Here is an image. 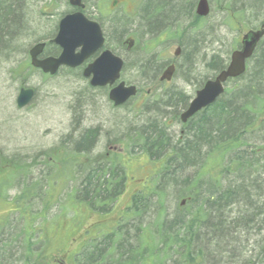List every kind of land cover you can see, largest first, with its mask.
<instances>
[{
  "label": "rangeland",
  "instance_id": "374dc122",
  "mask_svg": "<svg viewBox=\"0 0 264 264\" xmlns=\"http://www.w3.org/2000/svg\"><path fill=\"white\" fill-rule=\"evenodd\" d=\"M21 1V8L18 11L23 12L21 27L25 32L14 45L12 44L16 53H8L5 58L0 57V187H2L0 264H46L49 260L47 257H52L50 264H67L68 261L63 256L66 255L67 249L71 257L86 251L94 253L96 246L101 250L107 248V251L109 248L104 245L101 236H95L94 240L91 236H85L88 241L84 244H79L78 240L85 232V228L98 225L101 221L111 228L110 232L115 233L116 229L120 231L119 242L121 246H127L124 250L112 249V254L107 256L102 264H126L130 252L136 251L140 243L139 240L143 236L141 229L155 232L152 227L158 219L164 221L163 226L166 229L177 218V212L191 214L196 204L193 201L187 203L179 198L181 190L184 189L183 185L180 183L175 185L173 180L167 183L156 179L154 184L163 195L161 205L157 204V196L151 195L143 203L144 206H141L137 217L115 221V216L125 215L131 195H135L139 189L144 191L151 171V167L149 168L143 161L138 163L132 161L129 164L127 162L124 166L128 164V174L116 206L103 217L101 215L94 217L90 212L85 213L82 218L84 225L78 229L67 221L72 215V210L69 209L67 212L64 209L69 197L79 188L89 162L97 161L100 165L104 160L111 161L113 154L121 153L126 157L128 151L137 152V148L130 144L128 137H132L136 132L138 134L143 130H152L153 127L150 124L146 125V122L157 119L158 114L157 120L167 127L164 136L169 140V144L176 145L178 140L181 141L180 136L186 133L187 126H183L179 120L177 122L172 111L174 110L175 114L179 113L178 116L185 111L201 85L219 73L211 67L213 59L223 67L227 66L230 54L244 30L253 27L249 24L257 26V22L254 15L250 17V13L238 12L237 18L241 22V27H232L229 15L231 12L220 9L222 7L219 8L220 3L213 0L207 21L198 20L195 30L187 28L193 25L195 19L188 23L187 19L183 18L182 22L176 24L182 32L181 37L177 35V29L169 30L168 27L152 37L148 23L165 18V14L160 19L156 15L149 16L148 12H120L121 8L116 12H110L109 5L113 0H86L88 7L86 15L103 26L108 49L124 63L120 80L126 85L139 88V94L134 99L124 106L115 108L108 100L109 88L90 87L89 80L80 76L79 69L66 71L63 68L56 76L49 77L30 67L29 50L38 43L54 38L59 19L69 8L55 0ZM142 5L140 3V9ZM171 17L175 15L168 16ZM122 29L124 32L122 36H115V33L121 32ZM166 35L169 38L160 42ZM150 39L154 42L152 40L150 42ZM129 40L133 41V48L127 51L123 43ZM176 45L180 46L181 54L175 59L177 70L173 79L169 83L152 84L154 73L142 71V66L148 60L164 64L173 58ZM137 60L142 64L137 63ZM250 61L248 70L251 67ZM240 78L227 81L224 86L226 97L232 94ZM22 88L32 89L34 97L29 105L18 109L15 101ZM170 94L173 95L171 100L168 99ZM174 96L178 98L180 96V101L172 100ZM161 105L163 108L159 109ZM168 107L175 109L170 110ZM91 129H98V136L91 152L79 156L82 163L81 173L75 175L73 179L68 174L63 182L55 179L54 198L44 199L42 194L45 190L48 191L47 178L51 175L54 177L55 174L50 164L51 158L57 154L72 156L64 142L73 141L79 131ZM156 132L147 133L154 136ZM257 140L258 146H264V137L259 135ZM249 145H253V140ZM192 174L193 172L189 170L185 175ZM203 182L204 186L199 194L204 198L209 197L207 204L209 217L206 220L208 219L210 226L212 219L223 220V229L220 239H216L211 230H207L208 227L203 224L191 246L193 250L202 249L203 253L196 256L191 250V257L197 262L200 261L199 264H264V167L256 183L251 185L252 202L249 200L227 202L224 206L220 205V208H223L220 213L213 209L216 198L231 185L232 179L227 178L215 185L207 179ZM21 194L27 197L25 201H18L16 210L15 199ZM254 195L257 197L254 198ZM55 197L59 198L55 201ZM64 200L66 202H63ZM256 208L260 212L258 215L254 211ZM19 210L26 214L24 218L17 212ZM246 214L251 216L250 223L245 225V220L235 223L238 219L246 218ZM55 219L58 220L57 225L53 224ZM31 222L32 232L27 225ZM178 228L181 226L176 222L175 230ZM183 234L181 232L179 236ZM124 239L129 244H126ZM55 240L57 242L60 240V244L55 243ZM184 246L186 247L185 244ZM57 247L64 250L58 249L55 253L54 249ZM172 250L174 252H160L159 258L164 259L165 264H176L177 259L183 262L182 257L186 254L184 248ZM39 252L41 254L38 257ZM180 253L182 257L179 256ZM75 262L78 263V256H75ZM87 263L89 261L84 264Z\"/></svg>",
  "mask_w": 264,
  "mask_h": 264
},
{
  "label": "trees",
  "instance_id": "16d2710c",
  "mask_svg": "<svg viewBox=\"0 0 264 264\" xmlns=\"http://www.w3.org/2000/svg\"><path fill=\"white\" fill-rule=\"evenodd\" d=\"M21 3V0H0V57L16 53L12 44L14 45L19 36L25 32L23 27H21L23 12L18 11L21 8ZM121 32L115 33V36H122L124 33L123 29ZM184 57L189 59L187 55H184ZM136 62L142 64L138 60ZM250 65V70H246L245 75L239 79L238 85L230 96L226 97V92H224L223 96L214 105L196 115L186 124L187 131L184 133L185 135L183 134L184 136H180L181 141L178 140V143H175L176 145L173 143H171L173 146L169 144V140L165 137V128L167 127L162 123L160 124L157 120L159 119V114L154 113L158 114L156 116L157 119L146 122V125L150 124L153 127L152 130L149 129L151 132L155 133L158 130L154 136L147 133L150 131L143 130L142 133L137 134L136 132L132 137H128L130 144L137 148V152H134V150L128 151V154H125L126 157L121 153L113 154L111 161L104 160L103 164L101 163L100 165L97 164V161L89 162L83 181L79 188L71 194L67 206L64 208L67 212L69 209L72 210L71 218L67 221L78 229L81 228L82 224L84 225L82 218L87 212H90L94 217L108 215V212L118 203L119 197L124 190V181L128 174L127 166L129 162L135 161L138 163L143 161L149 168L151 167L146 188L144 187V191L139 189L135 195H131L130 205L126 209L125 215L115 216V221L118 220L119 222L122 218L137 217L140 214L141 206L151 195H156L157 204L161 205L163 195L162 191L157 190L156 184H154L156 179H158L156 181L162 180L165 182L173 180L175 185L177 183L182 184L184 189L181 190L179 198L184 199L187 203L193 201L196 205L189 215L177 212V218L173 220L169 228L164 229V221L158 219L152 227L155 232L141 229L143 236L139 240L140 243L136 251L130 252L129 261L126 264H165V260L159 258V253L162 251L174 252L172 248H184L183 251L186 253L183 257L181 255L183 251L180 253L183 262L177 259L176 264H199L200 261L197 262L190 254L191 250L196 256H201L203 253L202 249V252L191 249L196 239L194 237L200 231L199 228L205 224L208 227L207 230H211L216 239H220V233L223 229V220L215 221L212 219L211 226L208 219L206 220L209 217L207 214L209 197L204 198L199 194V191L204 186L203 181L207 179L215 185L227 178L232 179L231 185L216 198L213 209H215L216 213H220L223 209L220 208V205L224 206L227 202L238 203L249 200L251 203L253 198L250 193L251 185L256 183L258 175L263 172L264 146L257 145V137L259 135L264 137L263 43L258 47ZM155 66L151 60H148L142 66V71L146 70L148 73L152 71L153 73ZM211 67L218 70L217 72L225 68L221 63L218 64L216 59H213ZM172 97V94L168 95L169 100ZM174 99L180 101V96L179 98L174 96L172 100ZM180 104L183 105L181 102ZM158 106L156 105V107ZM162 108L161 105L159 109ZM168 108L170 110L175 109ZM172 112L178 122L179 113L175 114L174 110ZM97 136L98 129L82 130L78 132L77 138L74 140L72 138L73 141L64 142L70 149L72 156L57 154L51 158L50 164L55 174L54 177L53 175L50 177L48 175L49 178H47L46 182L48 191L45 190L42 194L44 199L54 198L55 179H60L63 182L66 175L69 174L68 176L73 179L75 175L81 173L82 163L79 156L85 152H91ZM251 140H253L252 146L249 145ZM202 150L205 152L203 153ZM127 162L128 164L125 167L124 165ZM137 166L139 167L138 164ZM136 170L138 169L136 168ZM189 170L193 174L186 176L185 174ZM175 173L176 175H174ZM195 192L198 193L194 195ZM26 197L21 194L20 197L15 199L16 210H18V201H25ZM59 197H55L54 200L56 201ZM255 197L257 195H254ZM63 202H66V200ZM257 210L258 208L254 211L259 214L260 212ZM19 211L17 212L20 214L21 210ZM25 216L26 214H22L23 218ZM215 218L218 219V217ZM241 220H245V225L252 221L251 216L247 215L246 218L238 219L235 223L238 224ZM176 222L179 223L181 228L175 230ZM57 223L58 220L55 219L53 224L57 225ZM27 225L32 232L33 223H27ZM110 229L102 221L98 225L91 226L88 229L85 228V232L78 238L80 240L79 244H84L88 241L85 236H91L92 239L95 236H101L103 243H105L104 245L109 249L106 251L107 248H102L101 250L96 246L94 253L86 251V253L74 254L72 257L68 253L69 249H67L65 250L66 255H63L68 261L67 264H84L86 261H89L87 264H102L104 259L112 254V249L124 250L126 245L121 246L118 239L121 232L116 229V232L113 233L110 232ZM181 232L184 234L179 236ZM156 235L158 236L156 237ZM125 241L126 244H129L127 240ZM55 243L60 244V240L58 242L55 240ZM139 246L140 250H138ZM58 249L64 250L57 247L54 249L55 253H57ZM204 249L206 248L204 247ZM206 253H208L207 250ZM40 254L39 252L38 257ZM75 256H78V263L75 262ZM47 259L49 260H47L46 264H50L52 257H47Z\"/></svg>",
  "mask_w": 264,
  "mask_h": 264
},
{
  "label": "water",
  "instance_id": "95a60500",
  "mask_svg": "<svg viewBox=\"0 0 264 264\" xmlns=\"http://www.w3.org/2000/svg\"><path fill=\"white\" fill-rule=\"evenodd\" d=\"M65 1H68L71 6L81 8V0ZM208 13L206 0H200L196 15L205 17ZM261 35L262 32H255L247 34L243 38L241 50L232 53L227 68L221 71L214 80L206 82L196 92L187 109L179 117L182 124L187 123L195 115L213 105L223 95L224 84L228 80L236 79L244 74L245 62L252 56L253 49ZM52 43L62 51L58 58L38 60L37 58L44 48L43 44H37L29 51L31 66L51 76L56 74L61 66L69 68L80 66L94 52L103 47L104 40L96 23L87 21L82 14L76 13L66 16L60 21L58 32ZM76 49H80L78 53H75ZM177 54L178 51L175 55ZM121 68L122 61L109 51H105L86 68L83 77L91 76L90 86L93 88L112 86L119 79ZM172 71V67L168 68L161 79L169 81L173 74ZM135 95L134 87H125L123 83H120L109 92L108 98L115 107H118ZM32 98L33 91L31 89H21L16 98V107L18 109L25 108L30 104Z\"/></svg>",
  "mask_w": 264,
  "mask_h": 264
},
{
  "label": "flooded vegetation",
  "instance_id": "af4514ba",
  "mask_svg": "<svg viewBox=\"0 0 264 264\" xmlns=\"http://www.w3.org/2000/svg\"><path fill=\"white\" fill-rule=\"evenodd\" d=\"M58 2H62L64 3L69 9L66 11L65 14L62 15V17L59 19V22L62 18L69 16V15H73L76 13H80L82 14L84 17H86L88 20L90 21H94L96 22L99 26V22L95 19L89 18L86 14H87V3L86 0H81L80 4H81V8L78 7H74L71 6L68 1L65 0H55ZM212 1L213 0H206L207 2V6L209 9V14L211 11L212 7ZM220 3L219 8L222 10H226V12H231L229 13L230 15V23L231 26L234 27H241V22L238 20L237 15L238 12H247L250 13V17L254 15L255 17V22H257V26L256 25H251L253 26L252 28H249L248 30H244L245 32L240 36L237 45L234 48V51L240 50L241 46H242V41L243 38L247 35L250 34L251 31L252 32H262L261 38L259 39V41L256 43L254 49H253V55L252 58L254 57L258 47L263 43L264 41V0H214ZM200 0H113V2H111V4L109 5L110 8V12H116L119 10V8H121L120 12H148V15H153V17L158 16L160 17V19L162 18V16H164V14L166 15L165 18L156 21L153 20V22H149V26L151 27L149 30V33L152 37H155V35H157L158 33H162L161 30H164L165 28H170L171 29H177L178 31L176 32L177 35H179L181 37L182 32L180 29L177 28V22H182L183 18L187 19V22H191L193 21V19H195V22H193L192 26H188L187 28L190 30H195L196 24L198 22V20L200 21H207L209 15L205 16V17H199L198 15H196L197 12V7L199 4ZM140 3H142V8H139ZM167 8H170L167 10ZM164 12V13H162ZM167 12V13H165ZM247 13H242L244 15H247ZM127 14V13H126ZM130 13H128L129 15ZM170 15H175V17H171L168 18V16ZM128 21V20H127ZM164 21V22H163ZM59 22L56 26V34L58 31V27H59ZM176 25V27H174ZM101 31L103 33V37L105 39L106 42V37L104 35L103 32V26L101 27ZM181 32V33H180ZM55 34V36H56ZM54 36V37H55ZM169 38L168 35H166V37L160 39V42L164 41L165 39ZM52 40V39H51ZM51 40H48L47 42H41L44 45V48L41 52V55H39L38 60H44L46 58H57L59 57V55L61 54V49L56 46L55 44H53L51 42ZM154 42L153 39H150V42ZM183 40V38H182ZM181 40V41H182ZM181 44V43H179ZM123 45L125 46L126 50L130 51L133 48V41L129 40L127 42H124ZM177 46V45H176ZM53 49V50H52ZM105 49V48H104ZM104 49H100L96 52H94L90 57H88V59H86L80 66L75 67V68H69V67H60L58 69V71L56 72V74H54V76L57 75V73L65 68L66 71H72V70H77L79 69L81 71L80 76L82 78H84V71L86 70V68L94 61L96 60L100 54L103 52ZM80 49H76L75 53H78ZM176 51H178V54L175 55ZM233 51V52H234ZM181 54V48L178 45L177 48H175L174 52H173V58L169 59L167 62L160 63L158 64V62H155L154 60H151V62L156 65L155 69H154V75H152V79H151V83L154 84L155 82L157 83H169L173 77L174 74L176 73L177 70V65H176V61L175 59H177L179 57V55ZM231 56V54H230ZM252 58L250 59L252 61ZM230 61V58H229ZM250 61V62H251ZM155 62V63H154ZM124 66V63H123ZM172 67L173 69V74L171 76V79L169 81L166 80H162L161 78L163 77L165 71ZM38 71H40L38 69ZM123 68L121 71V75L123 73ZM41 72V71H40ZM42 73V72H41ZM43 75H48V74H44ZM84 79H88L89 81L91 80V76L88 78H84ZM214 79V78H213ZM212 79V80H213ZM212 80H207L205 81L202 85L201 88L204 86V84L208 81H212ZM124 83V82H123ZM125 84V83H124ZM88 85L90 86V83L88 82ZM118 84H115V86ZM126 85V84H125ZM126 86H132V85H126ZM137 90V95L139 94V88H137L136 86H134ZM200 88V89H201ZM98 89V88H97ZM199 89V90H200ZM111 90V89H109ZM197 90V91H199ZM196 91V92H197ZM195 92V94H196ZM149 92H147L148 94Z\"/></svg>",
  "mask_w": 264,
  "mask_h": 264
},
{
  "label": "bare ground",
  "instance_id": "6f19581e",
  "mask_svg": "<svg viewBox=\"0 0 264 264\" xmlns=\"http://www.w3.org/2000/svg\"><path fill=\"white\" fill-rule=\"evenodd\" d=\"M247 71H248V69H247Z\"/></svg>",
  "mask_w": 264,
  "mask_h": 264
}]
</instances>
